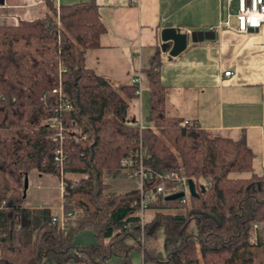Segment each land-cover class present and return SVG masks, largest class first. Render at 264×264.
Here are the masks:
<instances>
[{"label": "trees", "instance_id": "16d2710c", "mask_svg": "<svg viewBox=\"0 0 264 264\" xmlns=\"http://www.w3.org/2000/svg\"><path fill=\"white\" fill-rule=\"evenodd\" d=\"M50 11L0 25V264H109L111 258L132 264L133 250L153 264H264V244L250 241L253 225L264 222V171L253 172L245 135L233 140L168 116L158 62L143 69L151 126L127 123L136 86L115 88L85 65L83 50L97 47L105 32L95 0ZM63 101L71 109H62ZM59 126L67 156L62 171L52 163ZM73 127L81 130L79 140ZM140 144L152 154L148 165L183 171L198 191L186 202L152 204L144 226L132 206L138 189L115 193L105 178ZM33 170L65 183L62 206L75 221L67 230L52 223L49 208L25 205L24 179L29 185ZM240 173L251 175L234 176ZM84 229L95 243L74 242Z\"/></svg>", "mask_w": 264, "mask_h": 264}, {"label": "crops", "instance_id": "0c3cea01", "mask_svg": "<svg viewBox=\"0 0 264 264\" xmlns=\"http://www.w3.org/2000/svg\"><path fill=\"white\" fill-rule=\"evenodd\" d=\"M79 1L82 0H4L0 3V25L45 18L52 15L50 5L58 7ZM95 2L105 32L100 34L97 47L83 50L86 67L115 88L131 83L138 74L143 77L142 95L128 101L126 122L151 126L150 88L143 69L158 62L154 68H158L156 71L166 90L167 115L190 120L217 136L238 140L245 135L255 154L253 172L261 174L264 171V24L247 32L239 31L240 0ZM168 28L189 35L213 31L215 37L197 42L189 38L186 48L173 56L171 48L163 49L167 44L163 32ZM227 71L232 72L230 76L225 75ZM145 90L147 115L143 109ZM121 171H107L110 174L105 178L110 191L137 189L138 183L129 175L120 174ZM82 176L67 174L73 180ZM28 207L49 208L51 215L60 211V205L54 207L46 201ZM258 237L264 244V224ZM130 260L138 264L131 255ZM116 261L111 258L109 264ZM140 264L153 263L142 259Z\"/></svg>", "mask_w": 264, "mask_h": 264}, {"label": "built area", "instance_id": "2783aa9c", "mask_svg": "<svg viewBox=\"0 0 264 264\" xmlns=\"http://www.w3.org/2000/svg\"><path fill=\"white\" fill-rule=\"evenodd\" d=\"M137 2V0H132ZM239 22V31L247 32L250 28L260 27L264 24V0H240L239 12L237 14ZM57 25L60 26L57 20ZM158 70V68L156 69ZM231 71L225 72L226 76L231 75ZM135 86V96L142 95L143 90V77L142 74L136 75L131 81ZM60 89L52 90V93H59ZM62 109H71V106L66 101H63L60 105ZM52 124H56V120L52 119ZM186 126L194 125L190 120H184ZM139 128L142 129L144 126L138 124ZM60 130L57 133V145L53 150L52 163L53 165L63 170L64 164L67 162V156L63 148V127L59 126ZM70 131L74 134L72 137L75 140H79L77 135L81 134L79 128L73 127ZM84 138V137H83ZM152 158V154L147 147L140 144L139 152L134 156L124 157L120 160V168L128 172L129 178L135 180L138 183V196L132 202V206L137 208V215L139 217V222L144 226L147 220V212L149 211L152 204L157 202H165L166 197L177 193L184 192V196L179 198L182 202H186L191 197V190L189 186V177L179 170H158L150 165L148 161ZM68 173L65 174L67 176ZM147 182L151 183L149 188H145ZM59 186L61 189V204L60 211L57 215H52V223L58 225L61 229L67 230L70 225H74V212H65L62 206L63 195L65 183L59 181ZM70 219V222L67 221ZM259 229V224L255 223L253 225L252 235L250 241L252 243L257 242V230Z\"/></svg>", "mask_w": 264, "mask_h": 264}, {"label": "rangeland", "instance_id": "374dc122", "mask_svg": "<svg viewBox=\"0 0 264 264\" xmlns=\"http://www.w3.org/2000/svg\"><path fill=\"white\" fill-rule=\"evenodd\" d=\"M148 90V88H147ZM145 98H144V114L147 115L149 112V106H148V99H147V91L145 90ZM110 173H105V175L108 176ZM120 174H123L128 177V172L126 170H123L120 172ZM249 173H243V174H235L234 176H247ZM59 181L56 177L50 174H38L35 170L31 171L29 175V185L27 188V195L28 199L25 203L26 206H37V205H43V202L46 201L47 204H51L54 207H58L61 204V189L59 186ZM53 209V208H52ZM54 211V210H52ZM150 210L147 212V220H149L150 217ZM259 229L257 230V243L260 242V239H258L260 231L262 230V226L264 222H258ZM253 230V227H252ZM75 242H80L81 245H87L91 243L96 242V238L94 236V233L90 229H84L80 230L78 233H76L74 237ZM162 244V242H160ZM131 257L137 258V263L140 264L143 259L142 253H140L138 250H133L130 253Z\"/></svg>", "mask_w": 264, "mask_h": 264}, {"label": "water", "instance_id": "95a60500", "mask_svg": "<svg viewBox=\"0 0 264 264\" xmlns=\"http://www.w3.org/2000/svg\"><path fill=\"white\" fill-rule=\"evenodd\" d=\"M3 1L4 0H0V3L2 4ZM214 37L215 34L213 31L193 32L192 34L189 35V34L178 33L175 28H168L163 32L164 41L167 42V44L163 46V49H165L166 47L171 48L170 54L176 56L186 48L189 38H192L193 41L197 42L199 40L212 39ZM189 186L192 196H198L196 183L193 179H189ZM27 188H28V177L25 176L23 196H26ZM183 196H184V192H177L167 196L166 199L177 200Z\"/></svg>", "mask_w": 264, "mask_h": 264}]
</instances>
